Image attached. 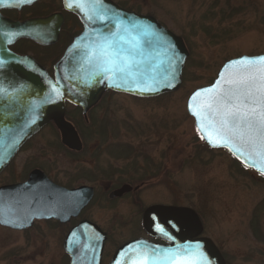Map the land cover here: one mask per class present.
Here are the masks:
<instances>
[{
	"label": "rangeland",
	"instance_id": "obj_1",
	"mask_svg": "<svg viewBox=\"0 0 264 264\" xmlns=\"http://www.w3.org/2000/svg\"><path fill=\"white\" fill-rule=\"evenodd\" d=\"M125 2L140 13L154 16L164 27L182 37L189 56L180 87L154 98L109 93L90 113L86 125L72 110L67 117L79 133H106V140L90 139V143L99 142L100 147H104V142L110 138L112 143L140 150L158 162L155 177L140 193L146 203L159 200L194 209L203 227L200 235L210 237L229 264H264V233L260 223L261 232L252 235L247 223L242 221L248 214L251 217L253 204L264 200V182L249 175L246 167L226 150L209 149L186 111L190 93L209 84L226 60L242 54L264 53V0ZM58 9V0H41L36 10L25 11L23 18L45 16ZM62 44L44 48L30 45L26 51L49 67ZM99 118L104 119L96 120ZM52 130L45 128L43 132ZM103 153V164L112 160L116 169L131 167V156L123 158L115 152L112 158ZM46 154L52 158L59 153L48 149ZM62 157L59 154L56 163L60 170H66L65 174L75 171L74 161L65 157L62 161ZM128 203L120 206L125 216L130 217L133 207L127 210ZM263 207L261 203L258 213ZM108 212L111 215V211ZM88 213L99 222L108 218L99 203ZM261 219L264 226V212ZM127 227L123 226L122 231H127ZM119 229L114 226L112 234H117ZM62 230L47 223L27 232L0 228V264H68L60 247Z\"/></svg>",
	"mask_w": 264,
	"mask_h": 264
},
{
	"label": "water",
	"instance_id": "obj_2",
	"mask_svg": "<svg viewBox=\"0 0 264 264\" xmlns=\"http://www.w3.org/2000/svg\"><path fill=\"white\" fill-rule=\"evenodd\" d=\"M38 0H0L3 8L20 10ZM64 8L79 16L83 31L67 46L63 55L53 66V76L30 55H19L8 46L21 38L30 39L42 46L57 42L63 21L59 12L44 17H32L22 21L12 20L0 13V172L12 159L19 147L41 127L52 121L61 133L64 145L79 150L81 142L74 126L66 120V102L87 111L110 89L132 96L149 98L177 90L182 82V71L189 51L179 35L164 27L154 16L139 14L119 7L111 0H62ZM71 2L84 3L83 9L67 5ZM98 15L104 17L103 20ZM91 16L92 19L88 17ZM133 23L150 25L155 36L141 38L144 63L140 82L122 79L109 80L96 75L94 63L89 61L90 51L104 37L117 32L116 25L131 27ZM264 56L246 55L231 58L223 63L211 84L195 89L187 98L186 109L198 128L197 117L189 108L191 97L201 89L212 87L232 61L242 58ZM154 77L152 91H141L144 82ZM169 83L171 86H168ZM118 85V86H117ZM57 91H53V89ZM202 137V133L198 131ZM202 140L210 148L226 149L242 165L254 169L264 176V164L255 156H249L238 145L212 143ZM84 187L67 189L44 180L36 185L28 183L0 191V212L6 218L18 217L28 223L33 214L45 219H56L66 223L78 215L87 204L90 194L81 197ZM129 186L123 185L110 196H120ZM143 226L152 236L165 239L167 244L154 243L145 239H135L119 247L109 264H131L136 250L147 252L155 264H173V253L184 255L190 248L202 254L206 264H225V260L214 242L201 236L203 230L197 213L189 207L154 204L143 214ZM160 229H163L161 231ZM105 235L93 222L82 220L67 233L63 248L70 257L69 264H99ZM199 244V249L196 245Z\"/></svg>",
	"mask_w": 264,
	"mask_h": 264
},
{
	"label": "flooded vegetation",
	"instance_id": "obj_3",
	"mask_svg": "<svg viewBox=\"0 0 264 264\" xmlns=\"http://www.w3.org/2000/svg\"><path fill=\"white\" fill-rule=\"evenodd\" d=\"M58 1L59 9L54 12L61 13L63 21L60 25L57 42L50 46L62 42L63 44L60 53L49 67L46 66L45 61H38L34 55L28 54L26 48L30 45H35L40 48L50 46H41L28 39H19L8 46L9 49L16 54L31 55L47 70L51 76L53 75V65L55 62L62 56L67 46L77 35L83 31L84 28L79 16L69 10H66L62 0ZM111 1L116 3L121 8L140 13L136 8L129 6L125 0H119V2L122 1L123 3H121L124 5L114 0ZM14 11L15 10L12 9L0 10L3 16L17 20L15 17L16 15H14ZM50 13H47L46 15ZM26 18L30 17H25V19ZM109 93L119 92L106 90L101 96L100 100L87 111L86 118L83 115L81 107L66 103V120L72 125L74 124L72 120L67 117L69 110H72L75 112V114H77L76 116H78L80 120L82 119L84 121V124L87 123V120L89 123L90 113L96 110L103 97ZM98 114L100 117H104V115L101 113ZM102 119L104 118H99L96 120ZM45 128H52L53 130L50 132H43ZM77 134L81 142V148L79 150L71 149L63 144L60 131L52 121H49L19 147L12 159L1 170L0 191L14 189L25 183H28L29 185H36L46 179L58 186L67 189L84 187L81 197L83 198L85 195L90 194V198L87 204L80 209L78 215L71 217L66 223H61L53 218L45 219L40 214H33L30 222L24 223L18 217L6 218L0 212V228L13 232H27L30 229H33L36 226H41L45 223L56 226L63 229L60 239V247L64 251L63 243L68 231L80 221L88 220L95 223L105 235L104 243L100 253L99 264H109L119 247H121L126 242L135 239L143 238L155 243L167 244L166 240L150 235L143 226V214L147 207L154 204L174 205L173 203H163L159 200L146 203L140 194L141 190L147 186V182L150 181L152 177H155V172L157 169H159L158 162L151 158L149 154H144L140 150L126 147L124 144L112 143L110 138H108V141L104 142V147H100L99 142H89L90 139L101 140L102 138V140H106V133L99 134L90 132L83 134L77 131ZM103 136H105L104 139ZM48 149L55 150L57 153L61 154V156L63 155L66 159L74 161V163L77 165L76 170L65 174L66 170L61 171L59 164H56L59 160V154L57 156L52 155V158L48 157L46 154ZM103 152H106L107 155L111 156L112 158L114 157L115 152H119L116 155L118 156V154H120L123 158L126 156H131V167H129L128 170L123 168L116 169L112 165V160L107 164H103ZM64 157H62V161H65ZM139 158H142V160L140 161ZM246 169L249 175H252L254 179L264 182V176L252 169ZM123 185L129 186L127 192H124L120 196H110L113 191L121 188ZM126 202H129V206H126L127 210L130 208V206L133 207L130 217L125 216V211L121 210L122 206L120 205L122 203L125 204ZM98 203L100 204V208L105 210V216H108V218L105 219L106 221L102 220V222H99L97 221L98 219H95L90 213H88L90 208L94 204ZM261 203L263 205L264 200L259 204H253L251 209V217H249L248 214V217L242 220L247 223V230L249 231V234H258L260 231L258 228V222L262 228V233H264V226L261 219L262 213L264 212V207L262 208L261 212L258 213V207ZM108 211H111V215ZM114 226L115 228H120L117 234H112ZM123 226H128L127 228L129 229L123 232ZM219 250L225 260V264H229L226 255L222 253L220 248ZM64 256L69 264L70 257L65 253V251Z\"/></svg>",
	"mask_w": 264,
	"mask_h": 264
},
{
	"label": "snow or ice",
	"instance_id": "obj_4",
	"mask_svg": "<svg viewBox=\"0 0 264 264\" xmlns=\"http://www.w3.org/2000/svg\"><path fill=\"white\" fill-rule=\"evenodd\" d=\"M67 6L83 9L85 4L69 2ZM88 18L92 19L91 16ZM98 18L104 19L102 15ZM116 28L117 32L104 37L90 51L89 61L94 63L96 75L112 81L122 79L139 83V78L144 75L141 71L144 63L141 38L155 36V33L150 25L139 23H133L131 27L117 24ZM156 83L158 81L152 77L140 90L152 91V85ZM53 91L57 90L54 88ZM189 108L197 117L201 138H205L206 133L209 142L238 145L236 151L243 149L264 164V56L232 61L212 87L193 94ZM183 252L186 254L173 253V264H206L202 254L197 259L194 250L186 248ZM131 264H155V261H150L147 252L137 249Z\"/></svg>",
	"mask_w": 264,
	"mask_h": 264
},
{
	"label": "trees",
	"instance_id": "obj_5",
	"mask_svg": "<svg viewBox=\"0 0 264 264\" xmlns=\"http://www.w3.org/2000/svg\"><path fill=\"white\" fill-rule=\"evenodd\" d=\"M39 6V2L35 3L34 5L30 6V7H25L23 8L21 11H14V13H16V17L18 19H23V14L25 11H32V10H36V8Z\"/></svg>",
	"mask_w": 264,
	"mask_h": 264
}]
</instances>
